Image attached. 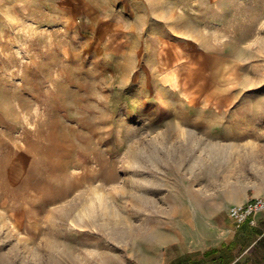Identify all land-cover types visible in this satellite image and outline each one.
<instances>
[{
	"label": "rangeland",
	"instance_id": "rangeland-1",
	"mask_svg": "<svg viewBox=\"0 0 264 264\" xmlns=\"http://www.w3.org/2000/svg\"><path fill=\"white\" fill-rule=\"evenodd\" d=\"M258 196L264 0H0V264H149Z\"/></svg>",
	"mask_w": 264,
	"mask_h": 264
},
{
	"label": "crops",
	"instance_id": "crops-1",
	"mask_svg": "<svg viewBox=\"0 0 264 264\" xmlns=\"http://www.w3.org/2000/svg\"><path fill=\"white\" fill-rule=\"evenodd\" d=\"M170 229L161 234L163 247L149 264H264V211L241 224L229 215L215 217L198 237Z\"/></svg>",
	"mask_w": 264,
	"mask_h": 264
},
{
	"label": "built area",
	"instance_id": "built-area-1",
	"mask_svg": "<svg viewBox=\"0 0 264 264\" xmlns=\"http://www.w3.org/2000/svg\"><path fill=\"white\" fill-rule=\"evenodd\" d=\"M264 211V196L251 198L246 202L234 204L229 207L228 215L238 224L251 220L254 222L255 216Z\"/></svg>",
	"mask_w": 264,
	"mask_h": 264
},
{
	"label": "bare ground",
	"instance_id": "bare-ground-1",
	"mask_svg": "<svg viewBox=\"0 0 264 264\" xmlns=\"http://www.w3.org/2000/svg\"><path fill=\"white\" fill-rule=\"evenodd\" d=\"M173 67V66H172ZM174 68V67H173ZM167 79L164 80V82L168 81L169 83V87L168 89H172V88H176V90H178V92L180 93V96L182 98H185L188 101H192V96H191V91H189L188 88L184 87L182 85L181 79L179 74L177 73V71H172L170 74H168V76H166ZM212 106L211 102L208 98L204 99L203 105L202 107L204 108H208ZM214 108L216 110H220V107L216 104L214 105Z\"/></svg>",
	"mask_w": 264,
	"mask_h": 264
}]
</instances>
